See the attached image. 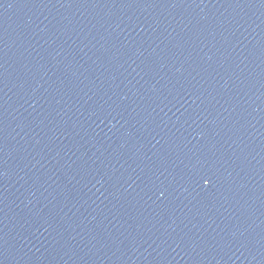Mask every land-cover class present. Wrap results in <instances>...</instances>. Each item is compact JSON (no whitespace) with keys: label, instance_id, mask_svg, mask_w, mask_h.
<instances>
[{"label":"water","instance_id":"water-1","mask_svg":"<svg viewBox=\"0 0 264 264\" xmlns=\"http://www.w3.org/2000/svg\"><path fill=\"white\" fill-rule=\"evenodd\" d=\"M0 264H264V0H0Z\"/></svg>","mask_w":264,"mask_h":264},{"label":"snow or ice","instance_id":"snow-or-ice-1","mask_svg":"<svg viewBox=\"0 0 264 264\" xmlns=\"http://www.w3.org/2000/svg\"><path fill=\"white\" fill-rule=\"evenodd\" d=\"M199 179L203 181V184H209V178H205V176H200Z\"/></svg>","mask_w":264,"mask_h":264}]
</instances>
